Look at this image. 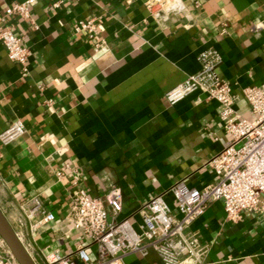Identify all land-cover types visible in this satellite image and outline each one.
Instances as JSON below:
<instances>
[{"label": "crops", "instance_id": "1", "mask_svg": "<svg viewBox=\"0 0 264 264\" xmlns=\"http://www.w3.org/2000/svg\"><path fill=\"white\" fill-rule=\"evenodd\" d=\"M24 1L29 16L9 11ZM144 1L0 0V25L28 50L23 68L0 42V132L13 120L24 125L20 136L0 142V210L37 263L42 251L65 254L83 242L64 235L58 221L75 173L92 196L118 188V218L132 214L135 224V210L151 196L162 193L172 205L168 190L176 180L197 188L214 180L206 161L225 142L217 103L200 91L175 104L165 98L199 70L201 50H217L216 72L232 85L235 109L252 117L242 88L264 83V0H181V10L159 16ZM87 19L92 37L74 30ZM257 22L263 26L255 29ZM35 201L58 220L31 228ZM190 229L200 243L199 264H264L263 216L231 221L214 201ZM87 250L94 257L95 245ZM124 261L162 264L151 249Z\"/></svg>", "mask_w": 264, "mask_h": 264}, {"label": "built area", "instance_id": "2", "mask_svg": "<svg viewBox=\"0 0 264 264\" xmlns=\"http://www.w3.org/2000/svg\"><path fill=\"white\" fill-rule=\"evenodd\" d=\"M144 4L153 16L183 8L181 0H145ZM9 11L27 17L29 1L14 3ZM262 26V22H257L254 28ZM218 28L219 34L226 33L227 23L221 22ZM94 29L93 19L74 24L76 32L84 30L89 37L93 36ZM0 42L7 57L24 68L28 50L9 26L0 25ZM197 58L199 70L167 90L165 98L169 104H175L188 94L200 91L217 103L216 114L225 142L206 161L215 175L214 180L199 188L188 186L182 179L176 180L168 190L172 205L162 193L151 196L135 210L139 217L135 224L132 214L118 218L122 210L118 188L113 186L103 196H92L79 186V176L75 173L71 178L74 187L71 202L62 218L58 220L38 201L33 203L27 216L34 219L33 229L57 219L66 228L64 235L71 231L83 242L65 254L57 249L42 251L37 263L29 243H23L18 237L36 264H125L127 255H146L150 249L162 264H199L200 243L190 225L211 203L220 201L225 217L231 221L240 219L244 213L264 217V83L242 88L252 117L242 116L234 106L237 97L232 85L216 72L221 61L217 50L205 48ZM23 132V123L13 120L0 132V142L7 144ZM90 244L96 247L94 257L87 250ZM0 264H18L1 238Z\"/></svg>", "mask_w": 264, "mask_h": 264}, {"label": "water", "instance_id": "3", "mask_svg": "<svg viewBox=\"0 0 264 264\" xmlns=\"http://www.w3.org/2000/svg\"><path fill=\"white\" fill-rule=\"evenodd\" d=\"M0 238L18 264H36L0 210Z\"/></svg>", "mask_w": 264, "mask_h": 264}]
</instances>
